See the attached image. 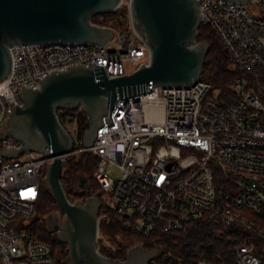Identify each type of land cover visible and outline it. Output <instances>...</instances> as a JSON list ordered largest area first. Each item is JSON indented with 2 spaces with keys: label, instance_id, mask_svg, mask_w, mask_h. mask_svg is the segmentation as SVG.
<instances>
[{
  "label": "built area",
  "instance_id": "built-area-1",
  "mask_svg": "<svg viewBox=\"0 0 264 264\" xmlns=\"http://www.w3.org/2000/svg\"><path fill=\"white\" fill-rule=\"evenodd\" d=\"M199 10L201 25L218 34L230 66L241 71L228 89L200 77L191 85L147 86L117 98L112 122L103 117L90 146L79 138L76 121L59 116L73 140L64 157L84 151L96 156L93 176L123 227L147 237L159 228L183 230L204 215L224 232L232 230L236 242L233 256L215 254L197 264H264V0H202ZM115 31L105 44L9 47L11 72L0 84V264H56L51 244L27 229L37 215L41 176L51 156L37 150L1 153L21 145L7 130L11 105L22 103L23 85L38 87L54 69L91 62L103 64L111 78L148 60L149 49L131 25ZM107 215L99 213V220ZM100 241L113 249L98 231Z\"/></svg>",
  "mask_w": 264,
  "mask_h": 264
},
{
  "label": "water",
  "instance_id": "water-1",
  "mask_svg": "<svg viewBox=\"0 0 264 264\" xmlns=\"http://www.w3.org/2000/svg\"><path fill=\"white\" fill-rule=\"evenodd\" d=\"M123 0H0V84L10 75L9 47L15 43L52 42L105 44L117 35L108 25L94 23L95 14L116 10ZM202 0H129L132 28L146 43L149 58L130 73L107 77L103 64L71 65L51 70L38 87L23 85L22 103L11 105L7 130L20 147H5L6 156L37 150L51 156L45 185L63 212L53 229L67 244L71 264H148L158 251L133 246L126 259H113L98 250L101 200L88 195L70 201L61 182L64 154L72 149V136L61 122L58 108L83 107L89 124L83 143L90 146L117 98L160 85H191L201 77L206 41H197ZM247 3L249 0H231ZM83 191H81L82 193Z\"/></svg>",
  "mask_w": 264,
  "mask_h": 264
},
{
  "label": "trees",
  "instance_id": "trees-1",
  "mask_svg": "<svg viewBox=\"0 0 264 264\" xmlns=\"http://www.w3.org/2000/svg\"><path fill=\"white\" fill-rule=\"evenodd\" d=\"M128 11L127 7L124 9L118 7L109 13L95 14L91 20L97 24L111 26L114 30L125 29L130 26L127 22ZM197 41L208 43L201 78L211 82L221 91L227 90L231 80L241 71L230 66L227 50L218 34L210 26L200 25L198 27ZM262 77L264 78V72ZM57 112L60 118L68 115L71 120L78 123V136L82 139L89 124L86 113L78 107H60ZM95 162L96 156L88 151L79 155H68L63 167L61 182L70 201H83L88 195H97L100 198L99 213L108 212V215L100 218L99 232L113 246V249L100 246V251L108 257L126 259L129 250L137 244L148 251L160 249L159 254L148 264H197L200 259L212 260L215 254L232 255L233 244L236 242L233 231L224 232L219 225L214 224L204 215L191 221L183 230L165 231L159 228L147 237L123 227L120 216L102 199L104 190L93 176ZM44 177L45 174L41 176L40 181L37 215L31 220L27 229L30 234L51 244L56 264H71L67 244L61 242L46 223V218L60 208L45 185ZM167 252H171L173 256H167ZM180 257L181 261L178 260Z\"/></svg>",
  "mask_w": 264,
  "mask_h": 264
},
{
  "label": "rangeland",
  "instance_id": "rangeland-1",
  "mask_svg": "<svg viewBox=\"0 0 264 264\" xmlns=\"http://www.w3.org/2000/svg\"><path fill=\"white\" fill-rule=\"evenodd\" d=\"M128 1L129 0H123L122 1V3L120 4V8H128ZM106 13H109V12H106ZM105 14V13H104ZM128 24L130 23V16H129V11H128ZM125 25H126V23H124ZM130 25H131V23H130ZM132 27V26H131ZM73 121H71V120H67V119H65V124L67 125V126H70L71 124H73L72 123ZM112 176H115L116 174H117V171H115V170H112L111 171V173H110ZM62 219H63V214H62V212L60 211V210H58V211H56V212H53L52 214H50L47 218H46V223H47V225H48V227L50 228V229H52L53 230V232H54V234L55 235H57V232L53 229V222H55V223H61L62 222ZM99 243H100V245H99ZM98 244V246H101L102 247V245H101V241L100 242H98L97 243ZM138 245H140V244H138ZM141 246V245H140Z\"/></svg>",
  "mask_w": 264,
  "mask_h": 264
}]
</instances>
